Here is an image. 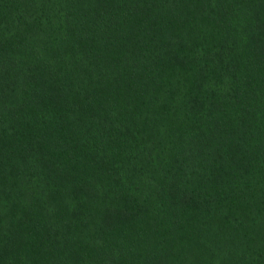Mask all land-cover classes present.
<instances>
[{
    "label": "trees",
    "instance_id": "1",
    "mask_svg": "<svg viewBox=\"0 0 264 264\" xmlns=\"http://www.w3.org/2000/svg\"><path fill=\"white\" fill-rule=\"evenodd\" d=\"M0 264H264V0H0Z\"/></svg>",
    "mask_w": 264,
    "mask_h": 264
}]
</instances>
